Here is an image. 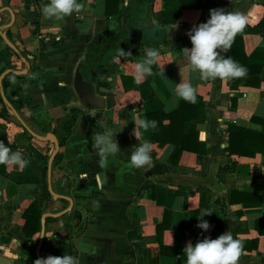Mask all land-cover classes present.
<instances>
[{"label":"crops","instance_id":"0c3cea01","mask_svg":"<svg viewBox=\"0 0 264 264\" xmlns=\"http://www.w3.org/2000/svg\"><path fill=\"white\" fill-rule=\"evenodd\" d=\"M215 1L225 11L248 15L250 25L264 14V0ZM79 2L84 5L81 11L55 19L43 15L49 0H0V9L14 14L11 26L4 28L12 19L9 11L0 12V76L8 69L24 68L1 32L7 33L29 63L26 74H6L0 84V141L29 160L23 169L7 166V176L0 175V253L9 254L14 264H35L37 259L64 254L77 257L79 264H185L183 248L189 241L215 239L229 230L243 245L238 264H264V203L244 199L264 193V154L239 157L225 152L228 126L259 128L250 119L264 116V83L258 88L231 90L227 79H203L198 71L187 69L183 49L191 48L189 38L164 42L154 33L155 28L168 25L191 29L206 22L209 11L202 16L197 9L166 10L163 0H119L118 13L110 16L116 0ZM141 27L146 30L142 32ZM243 42L246 54L264 49V36L246 34ZM146 47L157 48L161 59L155 73L137 81L134 66L145 58ZM120 48L132 55L118 61ZM218 51L234 59L232 46L226 52ZM101 61L99 66L106 74L92 81L96 94L104 98V107L88 110L75 91L74 72L79 68L85 73L89 64L99 67ZM122 76L129 78L127 85L133 79L134 87L124 89ZM180 81H191L196 96L206 102V118L197 124V130L210 152L184 151L174 164L170 158L176 147L153 143L150 130L139 121L149 112L177 110L183 100L175 93ZM232 97H236L235 107ZM72 107L80 112L70 137L59 145L62 156L56 165L53 161L51 185L55 193L73 200L71 212L80 208L87 213L86 222L78 233L69 232L62 238L59 231L47 230V224L59 225L61 220L45 223L43 212L44 239L39 246L40 233L35 236L38 247L33 255L21 231L22 214L42 197L44 164L55 144L38 140L28 129L46 135L51 126L71 119ZM89 118L94 120L92 126ZM121 120L128 124L118 132ZM101 130L118 132L115 139L121 149L109 157L106 167L99 163L94 141ZM189 130L190 123H186L185 133ZM8 139L14 142L8 145ZM145 141L152 144L153 165L135 168L131 152ZM55 173L59 176L54 180ZM241 181L246 182L239 185ZM233 191L238 193L231 202ZM64 203L69 206L66 199L59 205L63 208ZM205 213H212L201 218L211 226L207 231L196 226L197 217ZM158 224L163 227L159 238ZM256 224L261 226V234Z\"/></svg>","mask_w":264,"mask_h":264},{"label":"clouds","instance_id":"9594fccd","mask_svg":"<svg viewBox=\"0 0 264 264\" xmlns=\"http://www.w3.org/2000/svg\"><path fill=\"white\" fill-rule=\"evenodd\" d=\"M83 7L84 5L79 0H49L47 6L43 9V15L46 18L63 19L74 12L81 11ZM247 24L248 15L243 12H229L221 8L210 9L209 18L206 22L193 26L188 33L192 46L183 49L189 62L187 69L198 71L203 79L245 77L248 69L231 57L221 56L218 50L226 52L230 49L235 36L242 32ZM145 53V58L137 61L134 66L137 81L152 75L153 65H156L161 59L160 51L157 48H147ZM126 55L130 56L132 54L120 48L116 59L119 61ZM175 93L188 102H196V90L191 81L176 83ZM139 123L145 130L156 127V121L143 119ZM127 124L126 120L119 121L120 130L118 132ZM118 132L101 130L95 134V146L101 157L99 163L102 167L107 166L110 156H115L121 151L115 139ZM13 142L12 139H8V145ZM151 153L152 144L150 142L145 141L139 146L135 145L130 155L132 166L135 168L151 167L153 165ZM28 163L29 160L25 158L21 151L13 152L9 146L0 141V165L23 169ZM211 214L205 213L197 217L200 222L196 226L205 231L209 230L211 227L209 222L201 218ZM242 248V242L234 238L233 233L227 230L215 239L204 237L195 244L189 241L183 248V255L185 264H238ZM35 264H79V261L73 255L64 254L63 256H48L37 259Z\"/></svg>","mask_w":264,"mask_h":264},{"label":"trees","instance_id":"16d2710c","mask_svg":"<svg viewBox=\"0 0 264 264\" xmlns=\"http://www.w3.org/2000/svg\"><path fill=\"white\" fill-rule=\"evenodd\" d=\"M118 3L119 0H116V9L114 12L110 13V16L118 13ZM163 4L164 9L166 10L197 9L202 12V16H204L210 9L218 8V3L215 0H163ZM108 5L109 2H107V6ZM107 14H109V12H107ZM246 34H257L264 36V14L256 24H247L244 30L235 36L234 42L232 43L234 60L245 66L248 69V72L243 78L227 79V85L231 90H238L241 86L258 88L262 83H264V49L258 48L252 51L250 54H246L244 51L243 42L244 35ZM147 48L149 47H146V49ZM145 55L146 53L144 50V57ZM88 66L95 67L93 64H89ZM95 69L92 70L93 79H96L99 75L106 74L104 72L105 69L102 66L95 67ZM157 70V65H153V73H155ZM121 79L124 89L127 90L132 86L134 87L135 82L133 79H130L132 81L131 85H127V80L129 78L122 76ZM5 86L6 83L4 82V87ZM101 86L106 87L107 85L106 83H101ZM10 103H12V105H14L17 110L19 109L15 105V102L10 101ZM231 106H236V97L231 98ZM205 109L206 102L201 97L196 96L195 103H191L183 99L179 108L173 112L165 113L164 111L160 110L146 114L147 120L156 121V127L149 129L151 141L156 143L159 147H162L166 144H171L176 147V152L170 158L174 164L178 163L179 158L184 151L203 155H206L210 152L206 144L199 140V132L197 130V124L202 123L206 118ZM78 112H80L79 108L72 107L70 109V120L64 121L54 128L51 126L49 129L45 130V132L51 131L54 133L58 139L59 145H64L67 139L70 137L72 128L77 121ZM88 121L90 126L94 124V120L91 118H89ZM250 121L254 125H258L259 128L255 129L238 125L228 126V145L225 148V152L228 155L254 157L257 154H264V116L261 117L254 115L251 117ZM186 123H190V130L188 133H185ZM61 156V152H58L55 155L54 165H56L61 159ZM6 168L7 166L0 165V175L4 177L7 176ZM44 168L47 169V162L44 164ZM58 176L59 173H55L53 175V179L55 180V178H58ZM235 193L238 192L233 191L231 202L235 201L233 198V194ZM50 197L51 194L48 191V186L47 184H44L43 198L48 199ZM244 199H250L256 203H264V193L259 195L253 194L251 195V198L249 197ZM38 201V198L33 200L22 214L24 224L21 228V231L27 238L29 250L33 255L35 254L36 247L34 238L41 232L44 222L47 223L58 221L56 218L47 217L43 222V212L45 211L44 208L39 206ZM261 222H264V216L261 218ZM256 227L261 234V232H263V230L260 229L261 226H257L256 224ZM162 228L163 227L160 224L157 225L158 238ZM5 250L9 253L7 246L5 247ZM145 264L156 263L146 261Z\"/></svg>","mask_w":264,"mask_h":264},{"label":"water","instance_id":"95a60500","mask_svg":"<svg viewBox=\"0 0 264 264\" xmlns=\"http://www.w3.org/2000/svg\"><path fill=\"white\" fill-rule=\"evenodd\" d=\"M5 10L9 11V13L11 15V19H12V21L10 23L3 26L4 28H8L11 26V24L14 20V14L10 10H8L7 8L0 9V12H3ZM168 29H169V31H168ZM141 30H142V32H144L146 30V28L141 27ZM189 31H190V29H188V28L172 26V25H168L165 27H157L154 29V33L156 35H158L159 40L164 41V42H171V41H174L176 39H187V38H189V36H188ZM132 32H133V27L130 28V31L128 32L127 37L130 38V36L132 35ZM1 37L3 38L4 42L8 45V47H10L18 55L20 60L24 63V68H23V70H19V71L18 70H12V69L6 70L0 76V84H1L2 79L4 78V76L6 74L12 73L15 75H23V74H26L28 69H29V63H28L27 59L24 57L22 52L20 50H18V48L14 45V43L12 41H10V39L7 36V33L1 32ZM103 63H104V61H101L100 63H98V65H102ZM93 69H95V67L89 66V69L85 73L82 72L79 68H77L74 72V88H75V91L77 93V96H78L80 103L88 110L101 109L104 107V98L97 95L95 92V85L92 81V78H93L92 70ZM16 117L21 122V124L25 128H27V125L20 118V116L16 115ZM28 130L31 133V135H33L38 140L51 141L55 144V150L50 155L48 162H47L48 191L50 192L52 197L55 199L56 205L60 204L61 199H66L69 201V206L67 208L59 211L58 213H46L44 215V218H47V217L60 218L72 209L73 200L68 196H63V195H59V194L55 193L53 191L52 185H51L52 165H53L55 155L59 150L58 139H57L56 135L52 132H49L46 135H39V134L34 133L30 129H28ZM245 182L246 181H241L239 183V185L244 184ZM59 225L61 227H63V225H64L63 221H59ZM44 234H45V226L43 225L41 228L40 237H39V246H41V244H42V241L44 239ZM57 235L62 237V238H67L69 236V231L65 230V235H61V233H59V232L57 233ZM0 264H14V262L7 255L0 253Z\"/></svg>","mask_w":264,"mask_h":264},{"label":"rangeland","instance_id":"374dc122","mask_svg":"<svg viewBox=\"0 0 264 264\" xmlns=\"http://www.w3.org/2000/svg\"><path fill=\"white\" fill-rule=\"evenodd\" d=\"M47 162V161H46ZM59 182V181H58ZM56 182L57 185V189H59V183ZM47 169L44 168V177H43V192H44V184H47ZM61 183V181H60ZM64 187L62 186L61 189H63ZM53 189V188H52ZM54 191V190H53ZM39 198V197H38ZM39 206L41 208H44V211L46 213H58L59 211H61L62 209L68 207V204L64 203L63 208L61 205H56L55 204V199L52 197L48 198V199H44L43 198V194L42 197L39 198ZM78 211L74 210V211H70L66 214H64L61 218H58L59 220L63 221L64 223V227H59L58 223H54V224H47V230H52V232L54 233L55 231H59L60 233H64V228L69 230L70 234H76L78 233L82 226L84 225V223L86 222V217H87V213L82 212V209H77ZM78 216V217H77ZM75 221H77L76 224ZM72 234V235H73ZM36 247H35V251L37 249V242L35 241Z\"/></svg>","mask_w":264,"mask_h":264}]
</instances>
